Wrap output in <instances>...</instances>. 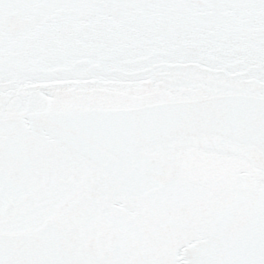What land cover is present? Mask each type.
<instances>
[{"label": "snow or ice", "instance_id": "1", "mask_svg": "<svg viewBox=\"0 0 264 264\" xmlns=\"http://www.w3.org/2000/svg\"><path fill=\"white\" fill-rule=\"evenodd\" d=\"M0 264H264V0H0Z\"/></svg>", "mask_w": 264, "mask_h": 264}]
</instances>
